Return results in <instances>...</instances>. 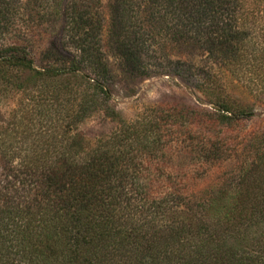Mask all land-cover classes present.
Masks as SVG:
<instances>
[{
	"label": "trees",
	"instance_id": "obj_1",
	"mask_svg": "<svg viewBox=\"0 0 264 264\" xmlns=\"http://www.w3.org/2000/svg\"><path fill=\"white\" fill-rule=\"evenodd\" d=\"M113 2L115 17L108 33L114 41V48L144 73L180 74L203 90L214 107V112L194 107L188 110L171 108L168 112L160 110L159 121H151L141 129L129 126L121 141L137 142L135 149L142 152L171 142L183 143L185 147L196 145V149L211 144V149L204 147L203 150L218 155V150H222L219 143H224L225 147L239 137V126L248 114L236 109L222 93L212 89L211 85L217 78L196 76L195 79L190 74H217L215 66L234 71L237 63L234 60L239 58L240 50L236 43L242 41L225 33L228 25L234 28L239 25L235 14L244 7V1ZM101 8L102 0H63L62 6L58 0H0V37L12 39L0 48V63L23 69L34 62L31 38L18 27L17 19L22 20V24L31 21V30L36 28L37 32L50 30L62 19V38L73 44L74 54L70 62L47 68L46 72L75 74L88 65L99 76L92 79V104H85L76 117H85L96 104L101 103L108 111L114 112L108 103V76L104 75L110 68L101 46L104 31ZM163 8L165 16H170L174 22L171 26L166 25L169 32L160 38L164 27L157 13ZM168 36L180 47L197 46L210 51L211 57H218L216 64L202 69L200 65H192L196 62L195 57L189 55L190 59L179 58L176 65L170 67L169 54L165 49ZM229 42L235 44L223 46ZM220 45L225 50L215 55ZM181 55L183 57V53ZM37 116L41 118L44 114L39 111ZM157 129L156 134L160 135L153 137L152 133ZM234 130L235 135H232ZM28 143L21 136L10 144V150L18 149L17 155L4 150L0 157V180L3 183L0 186V264H113L117 255L123 256L121 252L129 240L136 238L143 228L152 226L156 222L155 215L162 213L161 209L167 206L163 207L161 201L151 205L132 201H141L139 195L143 197L144 191L149 190L140 185L144 191H131L140 173L129 170L131 158L123 155L125 152L117 159L104 150L78 160L76 156L80 150H52L47 143L48 154L34 156L28 153ZM117 144H120L119 140ZM7 184L14 186L16 192L13 193L14 187H10L13 192L7 190ZM138 210L140 213L133 212ZM179 236V233L166 236L167 255H170L171 240ZM212 241L213 238L208 236L199 244H188V248L181 242L176 247L179 249L176 263L241 264L249 257L248 253L238 255L222 251L213 254L210 251ZM151 246L147 245L148 249ZM139 262L163 264L157 255H146Z\"/></svg>",
	"mask_w": 264,
	"mask_h": 264
},
{
	"label": "rangeland",
	"instance_id": "obj_2",
	"mask_svg": "<svg viewBox=\"0 0 264 264\" xmlns=\"http://www.w3.org/2000/svg\"><path fill=\"white\" fill-rule=\"evenodd\" d=\"M243 1L244 7L235 14L239 25H228L225 33L242 41L236 43L240 50L234 71L215 66L217 74H190L195 79L217 78L212 89L248 114L239 126V137L231 138L225 147L219 143L222 150H218V155L203 150L211 149V144L196 149V145L185 147L182 143L183 148L171 142L142 152L135 149L137 142L121 141L129 126L141 129L151 121H159L160 110L194 107L214 112V107L203 90L180 74L144 73L114 48L108 33L115 17L113 0H102L101 46L109 61L110 70L104 75L108 76V103L114 112L100 102L85 117H76L85 104H92V79L99 76L88 65L75 74L46 72L47 68L70 62L74 54L73 44L62 38V19L50 30L40 32L31 30V21H16L31 38L34 62L23 69L0 63V157L4 150L17 155L18 149L10 150V144L21 136L28 140V153L34 156L48 154L47 143L52 150H80L78 160L104 150L117 159L125 152L123 155L131 158L129 170L140 173L131 191L145 190V186L149 190L142 189L145 197L139 195L141 201H132L146 205L161 201L163 207L167 204L162 213L155 215L154 226L143 228L145 234L141 230L138 239H130L121 252L123 256L117 255L113 264H141L139 260L146 255H157L163 264H177L176 247L181 242L188 248V244H199L208 236L213 238V254L248 253L241 264H264V0ZM58 2L63 5V0ZM165 12L163 8L157 13L164 27L160 38L169 32L166 25L174 22ZM11 41L1 36L0 48ZM185 47L168 36L165 49L170 67L179 58L190 59L189 55L195 57L192 65L202 69L216 64L217 56L211 57L210 51ZM224 47L217 48L215 55ZM39 111L44 114L41 118L37 116ZM158 130L152 133L153 137L160 135L156 134ZM36 144L39 145L35 149ZM7 186V190L16 192L14 186ZM10 187H14L13 191ZM170 233H179L177 238L182 241L173 238L167 255L165 241ZM147 245L152 246L148 249Z\"/></svg>",
	"mask_w": 264,
	"mask_h": 264
}]
</instances>
